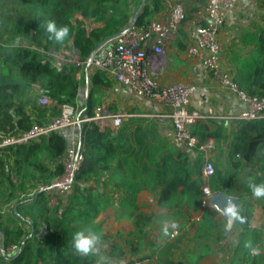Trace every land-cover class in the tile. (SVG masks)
Listing matches in <instances>:
<instances>
[{"label": "trees", "instance_id": "obj_1", "mask_svg": "<svg viewBox=\"0 0 264 264\" xmlns=\"http://www.w3.org/2000/svg\"><path fill=\"white\" fill-rule=\"evenodd\" d=\"M161 9V0H147L136 26L148 25ZM75 14L92 17L103 26L88 33L84 22L74 25L70 21ZM133 16L129 0H0V132L15 136L34 125L49 122L59 115L61 104L73 105L80 115H93L103 104L102 94L112 87L105 72L99 69L86 72L88 87L79 106L83 83L77 78V71H59L47 52L50 47L63 44L73 47L82 61H87L98 56L96 49L107 39L130 26ZM49 20L69 27L70 36L65 42L57 43L49 38L44 27ZM239 39L244 47L251 49L230 53L234 82L247 94L262 97L264 22L254 31L240 33ZM33 85L38 93L28 97ZM42 92L56 104L40 107L37 99ZM28 105L32 106L31 112ZM245 125L253 136L243 138L231 150L233 156L240 153L245 164L232 161V172L227 175L215 166L216 173L209 181L213 194L238 195L240 188L235 189V181L243 168L253 169L247 179L264 183V119ZM192 133L200 141L211 135L203 123L193 126ZM79 147L84 160L73 190L63 203L54 207L49 206L47 193L37 189L64 172L68 133L52 132L39 142L0 147V250H3L0 264H94V257H81L73 251L72 235L89 228L104 238L95 220L110 206L109 200L100 198L85 185L91 181L99 183L103 177L125 193L124 202L128 204L135 203L140 191L152 192L158 206L180 215V221L185 218V222L177 221L179 231L200 212L201 157L193 162L187 152L162 136L153 118H129L118 129L101 130L95 123H85L79 133ZM242 190L251 193L248 187ZM242 194L238 196L241 198ZM240 208L248 222L235 223L238 239L228 264H264L261 255L253 257L244 248L247 240L256 246L257 230L251 227L248 207L242 204ZM202 219L205 220L204 214ZM134 235L138 248L144 247L146 234L142 228ZM181 240L179 237L167 243L157 253L159 264H185L173 259ZM123 246L114 243L110 256H124ZM138 248L132 252L137 253Z\"/></svg>", "mask_w": 264, "mask_h": 264}, {"label": "crops", "instance_id": "obj_2", "mask_svg": "<svg viewBox=\"0 0 264 264\" xmlns=\"http://www.w3.org/2000/svg\"><path fill=\"white\" fill-rule=\"evenodd\" d=\"M136 1L137 0H129V9L134 15L142 0H139L138 6H136ZM161 2L162 9L153 16L152 21H167L170 10L175 3H181L184 6L186 9V19L182 23L177 35L168 43L165 49L166 67L163 73L159 76L158 83L162 87L178 83L196 86V92L192 97L191 107L203 113L216 116V119L202 122L207 126L209 133L211 134L208 138H212L216 141V150L210 155V158L215 166L217 164H222V162L231 165L232 161L236 160V157L242 158L240 153L235 154L234 156L231 154L234 145L237 143L241 144L243 138L248 139L253 136V133L245 125L246 121L221 119V117L226 115L237 114L242 109L241 104L238 102L235 95L220 86V84L206 71L197 59L188 54V47L194 41L195 29L201 22H203V8L206 0H161ZM242 8H245L242 13H246L247 9L253 10L255 13H260L261 18L259 21L261 22L252 26L249 19L244 20L245 22H243L245 24H242L243 28L241 33L248 30L254 31L256 27L263 25V0H240L237 10L230 15L220 32L219 40L222 46H227L228 29L232 24L236 23L234 14ZM70 21L74 25L79 21L84 22V26L88 33L95 28L103 26L102 23L95 22L92 17H84L81 14H75L70 18ZM227 48L226 55L222 56V62L224 68L232 73L234 66L230 63L232 56L230 53H245L251 48L244 47V45L241 44L239 36L236 45ZM59 49H70L73 52H78L73 47L67 48V46L60 44V46L54 45L50 47L48 54L53 58L55 57V54H60L57 53ZM83 63L84 61L80 62L78 60L67 59L64 67L66 73H69L72 70L77 71V78L81 81L83 79L82 77L87 78L81 86V91L84 90L85 94L88 87L89 75L87 76ZM107 78L112 83L111 89L107 91V95L110 97L108 102H113L115 104H113V107L118 108L116 113L127 112L138 115L137 117L135 116L132 118H153L157 123L162 136L174 143L171 122L162 116L168 110L163 103L148 98L137 97L129 88L116 83L108 76ZM36 92L38 93V89L33 85L29 91L28 97L36 94ZM27 109L31 112L32 106L28 105ZM96 110L97 109H95V111ZM189 156L193 162L200 158L195 154H189ZM262 163H264V159L262 160ZM255 164H258V162H255ZM247 182L246 179L243 181V185H241L242 188L247 187ZM88 183L93 184L94 187L100 188V190L97 191V195L100 198L109 200L108 205L110 206L102 211L95 220V222L99 224L101 233L104 236L102 239L103 253L111 257L113 264H122L127 260H138L140 258H144L141 260L143 264H159L157 253L162 252L167 243L175 241L171 240L169 237L163 236L161 232V222L165 220L170 221V216L173 214V211H168L165 208L158 206L154 195L147 189L138 193L134 204H128L124 202L125 193L113 186L112 183L108 182L107 177H103L99 183H96L95 181ZM234 197L238 198L240 201V207L242 204H245L251 213V227L257 230L256 246L260 249V255L264 261V199H256L252 196V193H244L241 198L238 195H234ZM53 203L56 205V202L53 201ZM209 211L213 220L220 225V214L217 213L211 205ZM203 213L199 214V216L203 215ZM201 223H203V225ZM201 223H195L190 230V234L192 236L195 230L203 231V229H207L212 231L210 239L212 243L210 242V245L213 251L210 253L200 252L198 254V260H200V258V261L209 259L210 263H217L221 260L220 255H218L220 253L219 245L224 243V239H218L219 231L212 221L207 222L204 220ZM141 228L146 235L143 239L144 247L139 249L138 239L135 237L134 233H137ZM223 228L225 230V226ZM171 231L172 230H170V232ZM238 232L239 229L237 228V237ZM132 239L134 240L133 242L130 241ZM114 243H123V251L125 252L124 256H110L111 247ZM137 248L138 252L133 253L132 249ZM150 255L154 256L150 257ZM173 259L175 260L176 258L174 257Z\"/></svg>", "mask_w": 264, "mask_h": 264}, {"label": "built area", "instance_id": "obj_3", "mask_svg": "<svg viewBox=\"0 0 264 264\" xmlns=\"http://www.w3.org/2000/svg\"><path fill=\"white\" fill-rule=\"evenodd\" d=\"M240 4V0H206L204 18L195 29L193 43L188 54L212 75L221 87L236 96L242 109L234 115L221 117L224 120L252 122L264 119V96H252L240 89L234 82L233 74L226 70L222 62V47L219 36L226 21ZM186 19V9L181 3H175L167 21L153 20L146 26H128L125 30L107 40L96 52L98 55L84 61L92 69L105 72L116 83L129 88L137 97L148 98L163 103L167 112L162 116L171 122L174 144L181 151L201 157L202 200L201 208L210 207L214 195L209 181L216 169L210 155L216 150L212 138L205 141L192 133V127L216 116L203 113L191 107L196 86L191 84H172L160 86L159 76L166 67L165 49L177 35ZM55 66V65H54ZM56 67V66H55ZM62 71L60 67H56ZM40 107L49 108L56 103L46 93H40L37 99ZM60 113L49 122L34 125L30 130L15 136H4L0 132V147L28 145L39 142L52 132L68 133V148L63 157L64 172L53 178L48 184L40 185L38 191L47 193L49 202H64L73 190L76 174L80 171L84 156L80 152L79 133L85 123H95L101 130L118 129L129 118L138 115L127 112L113 113L108 109L94 111L91 116L80 115L71 104H61ZM35 192V191H34ZM195 221L201 222L200 217ZM175 236H179L178 231ZM15 248V247H13ZM122 264H143L139 260H127Z\"/></svg>", "mask_w": 264, "mask_h": 264}, {"label": "rangeland", "instance_id": "obj_4", "mask_svg": "<svg viewBox=\"0 0 264 264\" xmlns=\"http://www.w3.org/2000/svg\"><path fill=\"white\" fill-rule=\"evenodd\" d=\"M136 3H137L136 6H138L139 0H137ZM258 4H256V5L259 6L260 4L259 5ZM244 9L245 8L239 9L234 14V17L236 19V23L232 24L231 27L228 29L227 46L221 45L222 56L226 55L227 49H228L227 47H234V45H236V41L238 40L239 33H241V30L243 28L242 24H245L244 20L249 19L252 26H255L257 23L261 22V21H259V19L261 18L260 13H257V12L255 13V11L250 10V9H247L246 13H242V11H244ZM57 53H60V54H55V57L52 58L47 52V56L49 57L52 65L53 66L55 65L56 67H60L61 69L63 68L62 71H65L64 65H65V61L67 59L78 60L80 62H83L79 53L73 52L70 49H59V51ZM83 66L85 67L86 72L89 70H92V67L88 63L84 62ZM82 78H83L82 83L84 84L85 79L87 80V78H84V77H82ZM109 99H110V97L107 95V92L103 93L102 94V100L104 101L103 105H102V107L97 108L96 111L108 109L109 111L116 113V110L118 108L117 107L114 108L113 107L114 103L108 102ZM83 101H84V90L81 91L80 98L78 100V104L83 102ZM79 106H80V104H79ZM236 161L242 163L243 165L245 164V162L242 160L241 157H236ZM216 168L218 170H221L224 173V175H227L230 172H232L230 164L226 163V162H222V164H217ZM252 171H253V169H245V168H243L242 170L239 171L238 178L236 179L238 181H235L236 182L235 183V189L240 188V190L237 191L238 195L241 193L244 194L241 185H243V181H245V179L248 181L247 176ZM86 186L88 188H92L94 190V193H96L98 190H100L99 187H94L93 184H91V183H87ZM48 203H49L50 207L56 206V205H54L53 202L52 203L48 202ZM28 212H29V214H31L30 210H28ZM34 212H35V210H34ZM201 213L204 214L205 220L207 222L212 221V223L214 225H216V227L218 228V231H219L218 239L219 240H221L222 238L224 239V243L222 245H219L220 253L218 255H220L221 260L218 261L217 263L216 262L210 263L209 259L208 260L204 259V260L200 261L201 260V258H200V260H198L199 259L198 254L200 252H202V253H208L209 252L210 253L211 251H213V249L210 245V242L212 243V241L210 240L211 236H212V231H209L207 229H203V231H201V232L199 230H195V232L192 236L190 234V230H191L192 226L195 225V223H201L202 221H204L201 217L202 215L199 216V214H201ZM195 217H200L201 222L195 221L194 220ZM220 219L221 220H219V223H220V225H219L217 222H215V220H213L212 216L210 215L209 208H207V209L201 208V210L198 214H196L195 216L190 218L189 224L185 225V227L182 231H179V228H176V229L170 228V230H172L171 232L178 231L179 236L177 238L181 237V239H182L181 244L178 246V249L174 252V257L176 258L175 260L176 261L182 260L185 264H228L230 259L232 258V255L234 253V249L236 246V242L238 239L237 228L234 225L231 230L226 232L227 221H226L225 217H223L222 215H220ZM178 220L180 221V215L173 213L170 216V221H174L178 224V222H177ZM183 221L185 222V218L180 222L182 223ZM201 224L203 225V223H201ZM224 226H225V230L223 228ZM26 228L29 229V226L26 225ZM168 237L170 238V236H168ZM177 238H175V239H177ZM175 239H171V240H175ZM197 239H198V242H197Z\"/></svg>", "mask_w": 264, "mask_h": 264}, {"label": "clouds", "instance_id": "obj_5", "mask_svg": "<svg viewBox=\"0 0 264 264\" xmlns=\"http://www.w3.org/2000/svg\"><path fill=\"white\" fill-rule=\"evenodd\" d=\"M49 38L57 43L65 42L70 36V29L66 25L58 26L54 20H49L44 25ZM247 187L252 193V196L256 199H264V183H256L254 178H249ZM222 205H216L220 212L227 218L229 224L247 223V217L242 214V210L237 202L232 199L225 198L222 201ZM170 228H178V224L174 221H162L161 232L165 237L175 236L176 232H170ZM102 236L101 234L85 228L76 231L72 235V248L73 251L81 257H94L95 264H113L111 257L105 255L102 251ZM244 248L248 250L249 255L255 257L260 255V249L254 245L251 240H247L244 243ZM3 250H0V254Z\"/></svg>", "mask_w": 264, "mask_h": 264}, {"label": "water", "instance_id": "obj_6", "mask_svg": "<svg viewBox=\"0 0 264 264\" xmlns=\"http://www.w3.org/2000/svg\"><path fill=\"white\" fill-rule=\"evenodd\" d=\"M146 2L147 0H142L141 3H140V6L137 10V12L135 13L134 17H133V20H132V23L130 24V27L131 26H134L136 25V21L138 19V17L140 16L144 6L146 5ZM112 38H115L114 37H111L110 39ZM92 58V57H91ZM225 198H228V199H232L233 201L237 202L238 205L240 206V201L238 200V198L234 197V196H230L228 195L227 193L225 192H218V193H215L212 198H211V201H210V205L211 207H213L217 213H219L220 215H222L223 217H225L221 212L220 210L216 207V205H222V201L225 199ZM17 208V207H16ZM226 221H227V218L225 217ZM235 225V223L233 224H229L228 221H227V225H226V232H228L229 230H231L233 228V226ZM2 246H3V236H2Z\"/></svg>", "mask_w": 264, "mask_h": 264}]
</instances>
